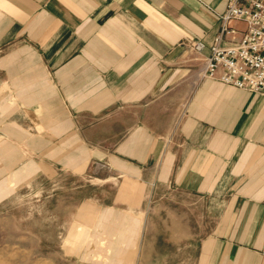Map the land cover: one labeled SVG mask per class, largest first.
I'll return each instance as SVG.
<instances>
[{
  "label": "crops",
  "instance_id": "obj_1",
  "mask_svg": "<svg viewBox=\"0 0 264 264\" xmlns=\"http://www.w3.org/2000/svg\"><path fill=\"white\" fill-rule=\"evenodd\" d=\"M226 1L0 0L2 162L21 145L32 155L20 168L44 179L100 167L192 196L218 212L197 264H264V93L211 77L176 92L191 43L210 54ZM169 98L183 104L160 125ZM135 105L134 121L119 117ZM5 172L0 187L19 178ZM92 203L125 210L88 198L76 211L93 216Z\"/></svg>",
  "mask_w": 264,
  "mask_h": 264
},
{
  "label": "rangeland",
  "instance_id": "obj_2",
  "mask_svg": "<svg viewBox=\"0 0 264 264\" xmlns=\"http://www.w3.org/2000/svg\"><path fill=\"white\" fill-rule=\"evenodd\" d=\"M193 43L178 94L190 93L203 77L204 56L192 50ZM178 102L163 99L156 106L162 113L160 125L168 115L174 114L175 120L177 107L171 108L182 106L183 101ZM139 107L122 108L119 117L132 122ZM14 149L18 154L9 162L3 163L0 156V174L4 168L8 176L19 173L18 181L0 187V264H197L200 241L218 215L209 211V204L165 187L155 196L139 181L126 183L100 167L77 174L57 170L44 179L42 168H20L32 153L21 145ZM37 171L40 175L27 180V172ZM102 174L109 175L108 182L99 186L104 180L91 175ZM88 198L125 210L107 211L92 203L93 216L86 215L85 208L80 214L76 207Z\"/></svg>",
  "mask_w": 264,
  "mask_h": 264
},
{
  "label": "built area",
  "instance_id": "obj_3",
  "mask_svg": "<svg viewBox=\"0 0 264 264\" xmlns=\"http://www.w3.org/2000/svg\"><path fill=\"white\" fill-rule=\"evenodd\" d=\"M220 28L200 73L241 89L264 93V0H227ZM242 22L243 27L232 24ZM204 44L192 50L202 55Z\"/></svg>",
  "mask_w": 264,
  "mask_h": 264
}]
</instances>
